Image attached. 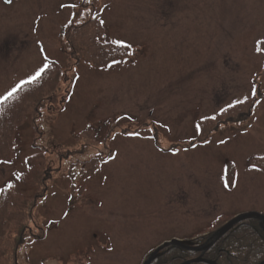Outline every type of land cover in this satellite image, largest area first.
<instances>
[{"label": "rangeland", "instance_id": "374dc122", "mask_svg": "<svg viewBox=\"0 0 264 264\" xmlns=\"http://www.w3.org/2000/svg\"><path fill=\"white\" fill-rule=\"evenodd\" d=\"M81 1L101 41L126 56L94 67L66 54ZM263 40L264 0H0V99L50 62L68 78L54 71L40 147L25 123L18 159L0 164V186L24 194L28 156L58 167L32 211L42 237L25 241L19 264H142L163 240L205 234L222 215H264ZM257 94L248 120L191 141L199 118ZM89 158L96 172L83 176Z\"/></svg>", "mask_w": 264, "mask_h": 264}, {"label": "trees", "instance_id": "16d2710c", "mask_svg": "<svg viewBox=\"0 0 264 264\" xmlns=\"http://www.w3.org/2000/svg\"><path fill=\"white\" fill-rule=\"evenodd\" d=\"M86 7L84 1L79 3V13L68 22L63 31V45L66 54L72 60L82 59L94 67H103L111 60L126 56L128 47L101 41V24L98 19L80 12ZM78 14L80 15L78 16ZM259 46L262 50L264 49V40ZM45 69L46 71L38 79L20 83L15 87V92L11 91L13 95L4 99L7 96L5 95L0 99V164L18 159L21 148L18 143L19 132L25 123L30 126L33 132L30 146L36 149L40 147L37 141L40 138L37 119L42 108L47 109L56 101L55 90L57 88L54 82L55 78H53L54 71L58 74L59 69L62 71L64 81L68 79L64 69L54 63H48ZM257 102L258 94L242 100L240 103L236 102L225 106L214 117L199 118L202 120L198 121V134L191 141L193 143L203 142L222 125L248 120ZM42 156V152L28 156L26 160L28 170L18 176L19 180L23 181L22 184L24 183L26 187L28 185L32 189L30 194L16 191L14 183H5L0 186V264H19V249L25 241L29 237L33 239L42 237L41 232H34L33 228L36 227V224L32 211L46 195L52 175L58 168L47 165ZM252 161L253 157L249 159V163L251 164ZM85 162L88 163L83 164L80 173L83 176H92L96 171V159L89 158ZM255 163L258 164V167L264 168V164ZM233 166L228 162L225 169L226 181L230 182L229 177H232L230 184L233 180L231 173ZM230 217L231 215L220 216L208 232L193 237L195 243L205 242L211 233ZM198 255L199 253L172 247L150 264H181ZM203 258L213 261L215 264H258L264 260V232L257 227L252 219L243 220L225 232L205 251ZM191 264L207 263L193 262Z\"/></svg>", "mask_w": 264, "mask_h": 264}, {"label": "water", "instance_id": "95a60500", "mask_svg": "<svg viewBox=\"0 0 264 264\" xmlns=\"http://www.w3.org/2000/svg\"><path fill=\"white\" fill-rule=\"evenodd\" d=\"M245 219H253L255 224L264 232L263 214L254 211L239 213L230 218L228 221H226L217 230H215L204 243L200 245H194L191 240H180L177 238L166 240L156 246L152 250V252L147 256V258L143 261L142 264H150L151 261H153L158 256L163 255L167 250L172 247L193 252H200V255L198 257L184 261L181 264H191L193 262H205L207 264H215V262L213 261L204 259L202 254L207 251L225 232L231 229L238 222L243 221ZM258 264H264V260L259 262Z\"/></svg>", "mask_w": 264, "mask_h": 264}, {"label": "snow or ice", "instance_id": "6c2138e0", "mask_svg": "<svg viewBox=\"0 0 264 264\" xmlns=\"http://www.w3.org/2000/svg\"><path fill=\"white\" fill-rule=\"evenodd\" d=\"M8 2L10 3L11 0H8ZM101 23H103V21H101ZM44 71H46L45 68H41L39 71H37L36 74L33 77H31V81H35L36 79H38ZM15 91H16V89H13V92H15ZM13 92H9L7 94V96L4 97V99H7L9 96L13 95ZM238 103H240V101H238ZM136 135H138V134H136ZM225 187H228V185L226 184Z\"/></svg>", "mask_w": 264, "mask_h": 264}]
</instances>
